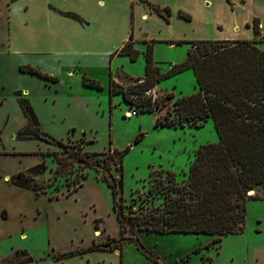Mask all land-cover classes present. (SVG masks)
Wrapping results in <instances>:
<instances>
[{"label": "rangeland", "instance_id": "1", "mask_svg": "<svg viewBox=\"0 0 264 264\" xmlns=\"http://www.w3.org/2000/svg\"><path fill=\"white\" fill-rule=\"evenodd\" d=\"M17 1L0 0V96H7L9 107L13 106L12 89L16 86L34 89L35 80L24 74L32 73L22 68L30 65H20L24 79L17 69L15 71L12 55L19 57L20 64H31L45 72H62L64 79L67 67H61L62 63L58 64L51 52H65L62 60L81 61V69L71 68L74 72L96 79L102 88L89 93L92 96L89 99L95 101L90 104L92 115L80 114V110L74 108L68 116L67 122L73 129L67 134L68 138L66 133L62 138L66 137L63 142L71 148L42 139V133H26L28 138L15 140L10 131L4 132V143L10 149L18 142L20 149L26 151L41 149L45 159L39 163L43 167L30 174L32 179L28 184L37 191L20 193V214H24L20 216V231L11 232L13 235L2 240L0 264H16L26 255L33 258L26 264H264L263 187L252 192L257 197L248 202L244 232L223 236L217 243H213L214 235L203 233L138 231L133 235L138 241L126 240L118 249L93 250L61 258L64 253L122 238L113 210L112 190L104 181L103 173L76 163L73 150L80 154L86 151V146L90 161L104 162L105 155L95 152L129 147L123 172L124 203L129 206L139 204L146 196H153L150 193L152 170L162 169L163 175L172 170L181 181L200 146L219 139L213 119L202 127L157 128L158 116L173 118L167 108L129 117L126 113L136 103L126 101L122 94L110 95L111 77L115 83L129 89L132 81L117 77L119 70L131 77L145 76V54L149 44L153 45L156 65L162 72H167L172 64L182 63L187 58L190 41L234 39L237 34L261 40L264 34L260 32L258 22L264 20V0H231V3L228 0H148L162 9L168 7L170 14L163 11L164 15L154 11L144 0H134V3L132 0H51L50 9L58 10L57 5L66 10L82 11L79 14L94 20L97 26L101 22L103 25L105 20L102 19L110 18L114 28L107 29L101 39L92 27V30H77L67 22L53 20L47 11V0H37V6L32 2L34 8L28 15L12 9ZM180 10L188 14L190 20L180 16ZM60 11L62 15L72 17L65 15L70 12ZM254 15H260L262 19L257 17V21L251 22ZM237 23L239 33L234 30ZM248 27L258 31L254 37ZM126 33L133 35L134 47L140 52L138 58L133 61L128 55H113L115 48L108 57L106 52L121 43ZM70 35L75 37H68ZM92 41H99L93 50L97 60L84 54ZM177 41L182 43L177 45ZM27 42H38L39 45L31 51ZM69 43L74 47L67 46ZM259 46L264 49V42H259ZM24 54L37 57L26 58ZM196 82L195 73L190 68L163 78L156 90L158 94L172 92L177 99L197 91ZM22 94L20 104L22 106L23 102L27 106V95ZM140 133L143 134L136 142ZM20 156V163L28 165L40 155L20 152ZM10 161H13L12 157ZM112 171L120 179L118 164L113 165ZM38 174L41 176L36 177ZM125 235L130 236V233ZM3 257L8 259L3 261Z\"/></svg>", "mask_w": 264, "mask_h": 264}, {"label": "trees", "instance_id": "2", "mask_svg": "<svg viewBox=\"0 0 264 264\" xmlns=\"http://www.w3.org/2000/svg\"><path fill=\"white\" fill-rule=\"evenodd\" d=\"M228 1L231 3V0ZM144 2L149 3L161 15H164L163 11L170 14L168 7L162 9L148 0ZM179 15L190 20V16L181 10ZM258 19L255 18V21ZM259 42H264V36L261 40L190 41L187 58L182 63L172 64L167 72H162L156 65L153 45L149 44L145 54V76L131 77L119 70L117 77L132 81L129 89H124L111 77L110 95L122 94L126 101L141 106L142 112L153 113L159 109H168V114L173 115V118L158 116L155 122L157 128L186 125L202 127L213 119L219 139L200 146L189 171L185 172V178L181 181L177 180L176 172L172 170H167L165 175L162 169L152 170L150 193L153 196H146L139 204L129 206L124 203L123 172L124 157L130 148H110L95 152L105 155L104 162L90 161L88 151L78 154L73 150L76 163L103 173L104 181L112 190L113 210L120 224L122 238L64 253L61 258L83 255L93 250L118 249L126 240L138 241L137 237H133L138 231L160 234L203 233L214 235L213 243L221 241L223 236L244 232L248 202L257 197L250 192L257 187L264 188V49L259 46ZM181 43L182 41L175 42L177 45ZM139 53L134 47L131 34L113 55H128L135 61ZM22 68L48 79H56L32 66ZM190 68L197 81V91L194 93L175 99L172 92H163L155 101L146 95L145 92L163 78ZM84 83L102 88L99 81L87 76ZM22 107L30 123L36 124L37 119L30 105L25 106L22 102ZM142 134L136 137V142ZM41 137L65 148L72 147L47 134H42ZM114 164L120 167V179L112 171ZM41 167L43 164L29 169L31 172L20 171L11 178L12 183L37 191L28 182L32 179V170ZM127 232L130 236L125 235ZM32 259L30 255H26L16 264H26Z\"/></svg>", "mask_w": 264, "mask_h": 264}, {"label": "crops", "instance_id": "3", "mask_svg": "<svg viewBox=\"0 0 264 264\" xmlns=\"http://www.w3.org/2000/svg\"><path fill=\"white\" fill-rule=\"evenodd\" d=\"M36 1L37 0H18L12 9L16 11L20 10V14L28 15L32 12L34 8L33 6H37ZM32 2H33V6H32ZM50 2L51 0H47V11L50 14V16L53 18V20L67 22L72 28H75L77 30L96 29L94 30V32L97 31L99 33L97 37H99L100 39L105 35V31L107 29L111 31L114 28L112 26L110 18L108 19L101 18L102 20H105L104 21L105 24L103 23V25H101L102 23L101 22L97 26L94 20H90L89 18L88 20L86 19V17H84L83 14H79V12L81 13L82 11H78L75 9L66 10L60 8V6L57 5L56 7L58 8V10L57 9L52 10L49 8V4H51ZM132 2L134 3V0H132ZM60 10L70 12L71 14L70 16L72 17L62 15L60 13L61 12ZM143 16L147 18L145 14ZM257 17H261V16L254 15L252 18H250V21L252 22ZM259 23L263 24V28L260 30V32L262 31V34H264V20L262 19V21ZM90 27H92V29ZM248 28L251 31L250 35L254 37L255 28L254 27H248ZM234 30L237 33H239L240 25L238 23L234 26ZM68 37H75V36L70 35ZM129 37H130L129 33H126V36H124V40L121 43H119L118 45H116V47L114 46L113 48L109 49V51L106 52L108 54L107 56L109 57L110 53L114 48L116 50L120 49L129 39ZM233 38L248 39L250 37H244L241 36L240 34L239 35L237 34ZM70 43L67 46L74 47V45ZM26 44H30L28 45V47L30 48L29 50L31 51L34 50V47H38L39 45L38 42H34V43L27 42ZM98 45H99V41L90 42V46L88 47V49H86V51H84V54L87 57L93 56V50L97 48ZM51 53H54V55L56 56V59L58 60L57 61L58 64L62 63L61 67L63 68L67 67L68 71L64 79H62L63 78L62 72H59L57 74L55 72H45L42 70L48 75L56 77V79H48V78L46 79L35 73L24 72L26 76L31 75L35 79L33 80L34 89L33 87H30V89L28 87L20 88V86H16L14 89H12L13 106L11 107H9L8 105V98H6L7 96H0V141H1L0 142V247L3 239L7 238V236L13 235L11 232L20 231V222L22 223V220H20V216L24 215L23 213L20 214V193L30 194L33 192L30 189L12 183L11 178L16 174H18L20 171H27L28 169L33 168L34 166L41 163L45 159L43 155L44 153L41 149L39 150L32 149V151H26L20 149V143L18 142L17 145L13 146V148L10 149V147H8V144L4 143V139L2 137L4 136V132L6 133L10 131L11 138L15 140L16 139L20 140L19 138L21 139L28 138V135L26 133L31 134L37 132L52 136L56 140L64 141L66 137L68 138L67 134H69V132L73 129L69 127L71 123L67 122L68 116L73 111L72 109L76 108V110H80V112H78L80 114L85 113V115H89V116L93 114L91 112L90 104L94 103L95 101L89 99V97H92L89 96V93L93 89H98V88L86 85L84 83V78L87 75H83V73L81 74L79 72H74L71 69V68L81 69L82 68L80 63L81 61L74 60L72 58H67L65 60H62L65 52L61 53L58 50H54ZM38 54H43V53L41 52ZM34 55L35 54H31V55L24 54V57L30 58L33 56L34 58H36L37 56ZM10 57L12 58L13 64L15 65V71L17 69L20 76L24 79V74H22L23 72L20 71V65H30V66L32 65L20 64L19 57L15 55L14 56L12 55ZM93 57L96 58L95 56ZM39 70L41 71L40 68ZM109 91H110V87H109ZM20 93L27 95L26 97L27 99H25V101L27 102V104L30 105L31 109L33 110L36 116L37 119L36 124L30 123L28 117L26 116L24 109L20 104ZM33 96H36V98H33ZM109 107L111 108V104L109 105ZM32 125H35V128ZM64 134L67 136L65 138H62ZM83 134L85 135V132ZM85 150L88 151L86 146H85ZM20 152H28L29 154H35L40 156H38V159H36V161H33L32 163L26 165L20 163V157H22L20 156ZM10 157L13 158V161H10ZM39 176H41V174L36 175V177ZM4 259H8V258L3 257L2 260L4 261Z\"/></svg>", "mask_w": 264, "mask_h": 264}, {"label": "built area", "instance_id": "4", "mask_svg": "<svg viewBox=\"0 0 264 264\" xmlns=\"http://www.w3.org/2000/svg\"><path fill=\"white\" fill-rule=\"evenodd\" d=\"M258 27H259V29H262V28H263V24H262V23H259V24H258ZM145 93H146V95L151 96V98L153 99V101H155V100L157 99L158 95H159V94H158V91L156 90V86H154V87L148 89ZM142 111H143V110H142V107H141V106H139V105H137V104H133V105L131 106V109H130L129 111H127L126 114H127L129 117H131V116H137V115H139Z\"/></svg>", "mask_w": 264, "mask_h": 264}, {"label": "water", "instance_id": "5", "mask_svg": "<svg viewBox=\"0 0 264 264\" xmlns=\"http://www.w3.org/2000/svg\"><path fill=\"white\" fill-rule=\"evenodd\" d=\"M250 194H252V192H250Z\"/></svg>", "mask_w": 264, "mask_h": 264}]
</instances>
